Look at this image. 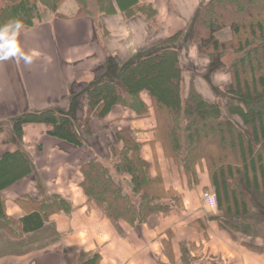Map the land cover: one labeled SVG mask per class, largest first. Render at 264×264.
I'll return each mask as SVG.
<instances>
[{
	"label": "trees",
	"instance_id": "1",
	"mask_svg": "<svg viewBox=\"0 0 264 264\" xmlns=\"http://www.w3.org/2000/svg\"><path fill=\"white\" fill-rule=\"evenodd\" d=\"M39 1L0 0V25L18 19L28 28L42 21ZM98 1L104 13H114L118 6L126 16L136 9L145 11L147 18L155 14L150 4L138 0ZM56 2L51 0L53 12ZM89 11L81 5L75 14L92 16ZM225 28L231 36L222 40L217 33ZM186 44L207 60L210 82L212 72L223 70L226 75L216 99H206L193 87L192 79L186 87ZM83 97L84 114L77 120L47 108L17 115L11 129L20 135L26 124L40 123L49 135L81 146L80 129L90 133L91 121L104 120L116 106L129 110L132 120L151 116L153 140L160 142L164 156L178 168L188 187L198 184L200 173L207 175L217 200L219 224L233 235L264 242V0L202 1L185 31L178 30L140 50L114 79L93 83ZM134 132L124 127L114 133L116 143L110 153L117 177L100 160H89L80 168L81 187L88 200L101 207L112 222L131 226L177 209L180 198L175 190L165 188L159 172H151L152 164L142 154L143 142ZM30 171L21 150L0 155V233L12 239L21 235L16 233L17 220L5 212L3 191ZM36 203L32 212L18 219L21 232L41 229L43 214L69 207L54 194ZM97 261L98 255H93L80 264Z\"/></svg>",
	"mask_w": 264,
	"mask_h": 264
},
{
	"label": "crops",
	"instance_id": "2",
	"mask_svg": "<svg viewBox=\"0 0 264 264\" xmlns=\"http://www.w3.org/2000/svg\"><path fill=\"white\" fill-rule=\"evenodd\" d=\"M139 1L157 10L158 33L148 30L145 18L125 19L120 12L103 20L106 34L93 16L75 12L22 28L18 43L35 56L30 65L14 58L0 61V123L47 108L79 119L85 109L84 92L93 83L114 79L140 50L185 31L201 2ZM131 116L116 106L104 120L93 119L90 133L80 129L81 146L49 135L40 123L26 124L20 135L10 132L0 137V155L19 149L31 166L29 174L3 191L5 212L17 220L16 233L21 237L0 233V264H80L93 255H98L97 264H264L262 240L233 235L219 224L217 209L202 204V192L211 190L207 175L200 173L198 184L188 187L164 156L160 142L153 140V118ZM124 127L135 130L151 172H159L165 188L177 190L182 201L181 207L134 226L112 222L81 187V165L92 159L104 162L118 176L110 147L116 143L115 131ZM53 194L64 199L68 209L43 214L41 229L21 232L18 219L32 212L43 196Z\"/></svg>",
	"mask_w": 264,
	"mask_h": 264
},
{
	"label": "rangeland",
	"instance_id": "3",
	"mask_svg": "<svg viewBox=\"0 0 264 264\" xmlns=\"http://www.w3.org/2000/svg\"><path fill=\"white\" fill-rule=\"evenodd\" d=\"M162 1H164V0H162ZM202 1H204V0H201V2ZM138 2L141 3L139 0H138ZM50 4H51V0H43V1L41 0V1L37 2V11H38L39 20L49 18L52 15H55L56 13H59L60 15L72 14L74 12L76 13V11H78V7L83 5L84 8L90 10L89 12L95 18L96 22L98 23L97 25H99L100 28H103V27L105 28L103 20L107 16H112V15H114V13L120 12V13H118L119 17L121 16L122 18H125V19L132 18V17H139V16L145 18V20L147 21L148 30L152 34L159 32V25L157 24V22H154V19L157 16L156 15L157 10L155 8H154V10H155L154 16L152 15L150 18H147L148 15L146 13H144L145 11L139 10V9H136L132 13L133 15L126 16L119 9V7L116 6V4H115L116 10L114 13L101 12L99 10L100 3L98 0H57L56 10L54 12L50 9ZM143 4H145V3H143ZM149 14H151V12ZM36 20H38V19H35L34 21H36ZM217 35L220 39L225 40L231 36V32L228 28H225V29L219 31L217 33ZM184 49H185L184 53L185 52L186 53L183 56V58H184L183 59L184 60L183 65H184V68L186 69V71H188L186 74V78H185L186 87H188V85H189V83H188L189 80L192 79V85L196 90L200 91L201 94H203L204 96H206L209 99H216L217 91L219 90V88H222V82L225 81V78H226V75L223 73V70L212 72L211 82H210L206 77L207 76L206 74L208 73L207 60L205 61V59L203 57L198 55L195 47L190 45V44H186V47L184 46ZM223 60L227 62L228 56L224 57ZM0 129H1L0 137H6L7 134H9L10 132H13L11 129V122H1L0 123ZM170 188H172V187H170ZM172 189L175 190L174 188H172ZM175 191L180 196L179 200L176 202V208H179L182 205L181 194L177 190H175ZM204 191H207V190H204ZM210 191H212V190H210ZM201 199H202V194H201ZM202 204H204L203 199H202ZM204 206H206V205L204 204ZM210 209H216V208H210ZM47 236L48 237L50 236L49 233L47 234ZM47 236H45V238Z\"/></svg>",
	"mask_w": 264,
	"mask_h": 264
},
{
	"label": "clouds",
	"instance_id": "4",
	"mask_svg": "<svg viewBox=\"0 0 264 264\" xmlns=\"http://www.w3.org/2000/svg\"><path fill=\"white\" fill-rule=\"evenodd\" d=\"M22 28L23 22L18 19L0 25V61L14 58L17 63L23 60L26 65L33 62L35 53H25L18 43Z\"/></svg>",
	"mask_w": 264,
	"mask_h": 264
},
{
	"label": "built area",
	"instance_id": "5",
	"mask_svg": "<svg viewBox=\"0 0 264 264\" xmlns=\"http://www.w3.org/2000/svg\"><path fill=\"white\" fill-rule=\"evenodd\" d=\"M202 199L204 204L209 208H215L217 206L216 196L212 191H204L202 193Z\"/></svg>",
	"mask_w": 264,
	"mask_h": 264
}]
</instances>
